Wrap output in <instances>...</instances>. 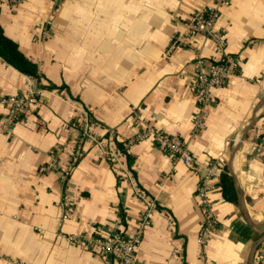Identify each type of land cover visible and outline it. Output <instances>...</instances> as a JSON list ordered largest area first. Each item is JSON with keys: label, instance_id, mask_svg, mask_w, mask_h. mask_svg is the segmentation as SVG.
Returning <instances> with one entry per match:
<instances>
[{"label": "crops", "instance_id": "obj_1", "mask_svg": "<svg viewBox=\"0 0 264 264\" xmlns=\"http://www.w3.org/2000/svg\"><path fill=\"white\" fill-rule=\"evenodd\" d=\"M206 6L217 8L213 29L238 69L211 89L206 127L193 132L194 56L223 53L187 32ZM0 27L37 69L34 78L0 58V98L24 94L28 76L36 92L11 132L0 128V264H121L66 237L132 233L146 210L135 186L156 203L134 249L139 264H248L264 233V0H0ZM83 115L104 144L85 140L61 182ZM146 124L184 138L196 169L150 136L119 150L118 164L105 158L109 143ZM51 153L56 167L39 171ZM211 161L221 167L210 180L216 224L200 244L196 188ZM225 174L232 192L224 195ZM252 264H264V240Z\"/></svg>", "mask_w": 264, "mask_h": 264}, {"label": "built area", "instance_id": "obj_2", "mask_svg": "<svg viewBox=\"0 0 264 264\" xmlns=\"http://www.w3.org/2000/svg\"><path fill=\"white\" fill-rule=\"evenodd\" d=\"M14 1V0H10ZM218 16L216 7L206 6L199 10L187 23L188 34L201 33L209 38L221 48L223 53L219 59L210 60L202 54L194 56L193 64L195 66V78L192 82V88L198 100V111L193 118V132L204 129L206 122L204 120V108L210 99V91L212 88L221 86L225 80L238 69V60L235 55L224 51V40L221 35L213 29V24ZM33 79L28 76L26 80V92L24 94L7 95L0 98L5 113L0 117V128L6 132H11V126L20 120L22 113L26 107L35 100ZM80 109L78 108V111ZM81 113L80 115H82ZM80 122L73 121V125L77 131L76 143L71 151L69 161L64 168L58 170L59 179L64 182L74 166L83 155V142L89 140L97 144L103 145L104 142L98 139L90 131V120L83 115ZM150 136L157 148L163 152L172 155L174 158L181 160L191 169H196L195 160L188 148L186 140L175 133H167L156 130L147 124L145 129L139 131L133 138L123 141L126 147L132 141ZM255 148V147H254ZM54 159L53 162L45 166H40L39 171L45 172L56 167L55 156L50 154ZM105 158L115 164L120 163L119 149L115 143H109L104 148ZM221 170L219 164L211 161L196 188V200L202 211V223L199 230L198 241L203 244L210 232L216 224V218L212 212L209 193L217 189L210 180ZM135 196L144 202L146 210L141 212L136 221V226L132 233L123 234L119 232H111L105 237L86 236V235H69L66 237L68 242H82L91 249L96 250L100 254L118 260L121 264H139L134 258V249L141 238L143 228L149 223V213L156 208V203L150 199L147 194L138 186L134 187ZM64 209L67 206L66 199L60 203ZM65 216V214H64Z\"/></svg>", "mask_w": 264, "mask_h": 264}, {"label": "trees", "instance_id": "obj_3", "mask_svg": "<svg viewBox=\"0 0 264 264\" xmlns=\"http://www.w3.org/2000/svg\"><path fill=\"white\" fill-rule=\"evenodd\" d=\"M0 58L6 61L8 64L12 65L14 68L20 72L29 75L31 77H36L37 69L33 61L28 59L17 47L16 43L10 38L6 37L0 27ZM115 145L119 150H123L125 146L123 142L115 141ZM223 172V171H222ZM226 172V170L224 171ZM219 190L225 195L229 189L232 192V177L225 174L224 178L220 180Z\"/></svg>", "mask_w": 264, "mask_h": 264}, {"label": "water", "instance_id": "obj_4", "mask_svg": "<svg viewBox=\"0 0 264 264\" xmlns=\"http://www.w3.org/2000/svg\"><path fill=\"white\" fill-rule=\"evenodd\" d=\"M253 120H254V119H253V117H252V118H251V121H253ZM250 127H251V124H249L248 126L245 127V129H244V131H243V134H242L241 138L239 139V141H238V143H237L236 148H238V147L240 146L241 142H242V141L244 140V138H245V133H246V131H247ZM236 148H235V149H236ZM239 202H240V201H239ZM241 209H242V212H243V215H244L246 221H247L248 223L252 224L251 221H250V219L248 218L246 212L244 211L242 205H241ZM263 240H264V233H263L261 236H259V237L255 240L254 244L252 245V247H251V249H250V253H249L248 264H252L253 256H254V251H255V249L257 248V246H258Z\"/></svg>", "mask_w": 264, "mask_h": 264}]
</instances>
